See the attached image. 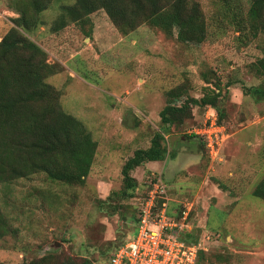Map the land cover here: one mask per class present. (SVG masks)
<instances>
[{
  "label": "rangeland",
  "instance_id": "374dc122",
  "mask_svg": "<svg viewBox=\"0 0 264 264\" xmlns=\"http://www.w3.org/2000/svg\"><path fill=\"white\" fill-rule=\"evenodd\" d=\"M196 1L207 31L187 41L178 37L179 27L167 35L147 22L122 32L104 9L54 32L58 7L42 13L46 24L29 36L62 68L47 80L60 90L63 109L85 124L98 145L83 184L54 181L44 172L0 183V207L10 226L0 239L1 262L24 264L54 254L65 264H106L136 233V204L161 172L170 205L193 204L189 239L213 236L202 264H264V198L253 194L264 179V99L244 91L264 85V75L251 67L264 56V34L245 38L221 18V0ZM233 1L244 11L251 3ZM12 2L0 0V40L20 15ZM217 83L225 115L192 105L193 116L165 132V159L135 168L139 185L124 198L122 167L164 130L163 107L201 98ZM214 111L226 129L223 160L210 156L205 139L194 133Z\"/></svg>",
  "mask_w": 264,
  "mask_h": 264
},
{
  "label": "trees",
  "instance_id": "16d2710c",
  "mask_svg": "<svg viewBox=\"0 0 264 264\" xmlns=\"http://www.w3.org/2000/svg\"><path fill=\"white\" fill-rule=\"evenodd\" d=\"M11 5L20 15L13 18L14 25L0 40V183L44 172L54 181L83 184L94 162L97 141L79 118L63 109L60 90L47 80L59 73L61 66L49 62L48 52L29 36L46 24L42 18L45 10L52 5L59 9L51 26L54 32L72 22L84 24L100 9L125 33L147 22L167 35L179 27L178 37L187 41L202 36L208 25L196 0H15ZM219 6L221 18L234 25L243 37L253 39L264 34V0H251L247 11L239 1L221 0ZM251 67L258 75H264V56L253 61ZM244 91L257 100L264 99L263 84L244 86ZM222 97L221 85L217 83L214 89H206L201 98L191 97L182 104L168 103L163 107L160 118L164 130L154 134L149 147L136 149L122 167L124 198L132 197L139 185L132 175L135 168L165 159V132L190 119L192 105L212 106L224 116ZM253 194L264 198V179ZM9 231L0 207V239ZM191 235L186 232L182 237L193 242ZM204 254L201 252L198 264H202ZM24 264H65V259L47 254Z\"/></svg>",
  "mask_w": 264,
  "mask_h": 264
},
{
  "label": "built area",
  "instance_id": "2783aa9c",
  "mask_svg": "<svg viewBox=\"0 0 264 264\" xmlns=\"http://www.w3.org/2000/svg\"><path fill=\"white\" fill-rule=\"evenodd\" d=\"M194 131L205 139L210 156L223 160L219 155L226 129L217 111L209 113L204 126ZM171 200L162 173L155 174L147 194L136 204V233L111 254L106 264H198L201 252H208L214 242L213 236L206 233L193 242L183 239L182 233L192 232L193 204H183L177 213Z\"/></svg>",
  "mask_w": 264,
  "mask_h": 264
},
{
  "label": "crops",
  "instance_id": "0c3cea01",
  "mask_svg": "<svg viewBox=\"0 0 264 264\" xmlns=\"http://www.w3.org/2000/svg\"><path fill=\"white\" fill-rule=\"evenodd\" d=\"M150 162L151 163H156L157 161H150ZM183 204H185V203H183ZM183 204H182V206H183ZM182 206L179 208V210H181ZM173 209H175L174 206H173Z\"/></svg>",
  "mask_w": 264,
  "mask_h": 264
}]
</instances>
